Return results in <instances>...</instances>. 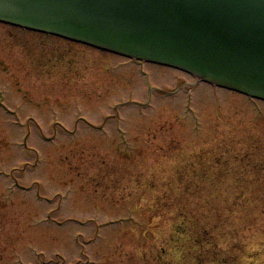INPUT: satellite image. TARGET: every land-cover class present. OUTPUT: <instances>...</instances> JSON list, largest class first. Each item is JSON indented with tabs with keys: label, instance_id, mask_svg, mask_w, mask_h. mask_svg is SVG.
<instances>
[{
	"label": "rangeland",
	"instance_id": "rangeland-1",
	"mask_svg": "<svg viewBox=\"0 0 264 264\" xmlns=\"http://www.w3.org/2000/svg\"><path fill=\"white\" fill-rule=\"evenodd\" d=\"M0 264H264V101L0 23Z\"/></svg>",
	"mask_w": 264,
	"mask_h": 264
},
{
	"label": "water",
	"instance_id": "water-1",
	"mask_svg": "<svg viewBox=\"0 0 264 264\" xmlns=\"http://www.w3.org/2000/svg\"><path fill=\"white\" fill-rule=\"evenodd\" d=\"M0 22L264 100V0H0Z\"/></svg>",
	"mask_w": 264,
	"mask_h": 264
}]
</instances>
